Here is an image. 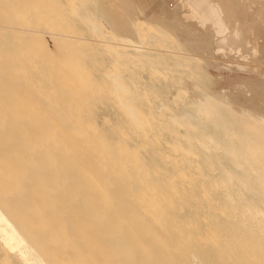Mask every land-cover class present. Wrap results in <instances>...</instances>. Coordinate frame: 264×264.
I'll return each mask as SVG.
<instances>
[{"label": "rangeland", "instance_id": "obj_1", "mask_svg": "<svg viewBox=\"0 0 264 264\" xmlns=\"http://www.w3.org/2000/svg\"><path fill=\"white\" fill-rule=\"evenodd\" d=\"M97 1L100 7L113 12L116 21L125 25L123 30H133L136 26L133 31L138 33L136 38L139 40L135 38V41L144 40L140 51L164 57V62L173 57L178 68L171 70L167 66L161 73L154 68L149 72L144 66L132 67L130 50L136 42L130 41L131 45L124 47L121 41H114L117 37L107 20H96L93 9L86 15L80 13L79 8L85 5L83 0H0V89L6 87L5 93L11 94L8 96H17V112L10 117L12 120L0 118V127H12L11 136L17 143L10 160L13 159L17 168V172L13 171L16 184L5 181L3 172H8V167L4 160V165H0V209L34 246L64 247L67 251L70 245H81V231L84 230L91 242H96L94 246L101 247L96 234L99 226L92 221V211L89 217H82L84 212L80 209L84 202L92 203L91 195L83 191L85 171L88 169L93 183L101 185L100 197L106 201H111L114 189L123 184L126 177L110 176L103 180L98 169L103 151L95 150V156L88 154L81 146L85 140L97 138L111 150H121L119 158L124 162L123 171L143 169L138 171L137 179L141 186L160 171L156 166H160L164 175L171 173L167 161L173 153L166 149L171 141L167 131H163L166 140L161 138L162 143L167 141V144H160L156 149L150 144L149 135L148 140L147 137L138 140L129 128L134 119L126 105L138 112L137 85L141 98V87L145 85L143 88L154 92V104L166 106L164 117L179 115L183 108L195 102L207 106L213 103L212 109L217 104L216 107L201 116L204 120L207 117L227 119L229 128L238 135L249 132L248 127L258 135L264 131V123L258 122L259 116L264 118V0H202L209 4L201 12L195 10L201 0ZM210 4L214 5L215 13L209 10ZM135 16L137 20L132 19ZM218 24H222L219 30ZM108 36L110 40H107ZM109 44L117 45L118 49L113 45L109 48ZM121 46L126 51L120 49ZM127 58L131 63H127ZM179 63L184 66L180 67ZM200 71L205 74L201 75ZM124 73L126 76L129 73L128 78ZM113 74L119 76L118 82L115 80L117 83L110 78ZM133 78L137 79L133 82L134 89ZM200 98L206 101L198 103ZM222 98L225 103L217 102ZM4 108L14 107L0 100V110ZM187 117L185 119L199 127L197 118ZM74 122L79 123L82 141L72 133ZM178 127L176 134L184 137L186 129ZM257 134L255 139H258ZM258 141L264 143L261 139ZM188 142L185 145L188 146ZM193 148L196 150L193 149L191 158L195 157L191 160L197 163L203 148L197 144ZM155 152L159 154H152ZM261 152H264V146ZM4 157L0 155L1 159ZM211 166L197 169L202 176L213 177L222 174L224 169H235L232 165L216 162ZM237 171L241 172L240 169ZM77 173L83 174L81 179L76 178ZM205 180L192 186L201 190ZM183 181L179 178L171 185L175 187L177 182ZM242 184V187L238 186L241 196L234 189L232 196H222L224 192L214 184L217 188L214 190L212 186L209 191L214 199L249 200L255 186L248 180ZM256 202L255 209H258L260 199ZM261 215L264 218V212ZM249 216L247 214L248 220L234 221L247 223ZM263 220L259 217L258 222L264 224ZM252 223L259 225L255 220ZM251 224L248 222L249 229L254 226ZM255 242L251 239V244H245L250 248L243 255L247 261L264 254V247H258ZM163 248L175 264H193L172 243L165 241Z\"/></svg>", "mask_w": 264, "mask_h": 264}, {"label": "bare ground", "instance_id": "obj_2", "mask_svg": "<svg viewBox=\"0 0 264 264\" xmlns=\"http://www.w3.org/2000/svg\"><path fill=\"white\" fill-rule=\"evenodd\" d=\"M83 1L85 5L79 8L80 13L86 15L93 9L96 20L101 18L107 20L116 34L117 38L114 41H121L124 47L130 46V41L136 42V36L138 35V33L135 34L134 32L136 26L133 29L134 31L129 29L128 31L126 29L123 30L125 25L121 24L118 20L116 21V17L114 16L115 19L113 18V12L109 9L100 7L97 0ZM136 17H132V19L137 20ZM95 29L96 31L99 30L98 27ZM107 40H110L109 36ZM143 41H137L136 45L131 46L134 49L130 50L129 60L132 61L134 66H129H144L147 70L154 68V70L156 69L161 73L167 66L171 70L178 68L176 67L177 64L174 63V59H172L173 57L164 62V57L140 51L139 48H143L141 46L144 44ZM155 42H158V40H155ZM110 45L112 46L113 44H109V48L111 47ZM113 46H116L115 49H118L117 45ZM122 46L120 49L124 50ZM106 49L108 50V48ZM262 56L264 57V54ZM126 61L127 63L129 62L128 58ZM182 66L184 64L181 63L180 67ZM121 73L118 75L120 76ZM200 73L202 75L204 72L200 71ZM130 75L132 76V74ZM112 76L110 78H113L114 82L119 78L117 74H113ZM128 76L126 77L128 78ZM131 76L130 79L134 77V75ZM134 79L136 78H133V81L131 80L132 86ZM116 81L118 82V80ZM160 85L162 86V84ZM143 87H141L143 89V98H141L142 95L139 93V86L137 85L136 87L138 88L136 95L139 94L138 96L141 98H139V109L141 108V112H139V109L137 112L132 106L126 105V110L129 111L132 120L134 119L133 123L129 125V128L138 140L145 139L149 135V138L152 140L150 144L155 146V148L158 145L160 147V144L166 145L167 141L166 143L165 141L162 143V140H166L163 135H170V145L168 144L169 146L167 145L168 147L166 146V149L171 150L173 153V156L167 161V164L171 167V173L164 175L160 166H156V170L160 169V171H157V174L143 182L141 186L137 182V179L140 176L138 171L142 172L143 169L130 168L127 171H123L122 167L124 162L119 158L121 150L113 151L111 147L105 146L97 138H91L88 141L85 140V144L81 143V146H84L88 150V154L95 156V150L103 151V155L98 160V169L102 174L103 180L111 178L110 176L126 177V181L123 184L117 185L114 189L111 201H106L104 197H100L102 196L99 190L101 185L97 182L93 183V178L88 174V169L85 171L84 181L86 184L83 191L91 195L92 203L84 202L80 209L84 212L82 217H89L92 211V221L99 226L98 233L96 232V234L101 241V247L94 246L96 242L92 243L89 235L84 230L81 231V238L83 240L81 245L75 247L70 245L67 251L64 247L31 245L17 226L0 209V264H175L169 253L163 248L165 241L172 243L175 249L182 251L181 255L193 264H263V252L260 253L262 255L259 254L258 258L256 256L254 260L253 258L252 260L248 258L249 261L243 255H246L250 249L245 244H251V239L256 240L255 244L258 247H264V224L258 222L259 217L264 219L262 215L260 216L264 212V152H261L264 143H257L258 139L264 141V131L258 135L253 132L255 130L247 126L250 131L248 130L249 132L238 135L236 134L237 131L229 128L227 119L213 120L207 117L204 120L202 115L206 112L213 111L216 107L217 104L212 109L211 105L213 103L209 106L202 105L203 103L197 105L196 102L190 106H186L187 104H185L186 107L182 109L179 115L171 114L169 117H164V107L166 106L162 104L155 105L153 101L154 92L150 93ZM120 88L118 89L120 90ZM134 88L135 86H133ZM161 88L164 89L165 87ZM5 89L6 87L0 89V100L14 108L10 110L7 108L1 109L0 118L9 120L17 112L15 110L17 96L15 95L11 98V96H8L11 94H6ZM124 93L126 92L124 91ZM178 94L176 93V95ZM203 99L206 101L205 98ZM174 100L173 98V102ZM201 100L200 98L197 102L200 103ZM224 101L225 99L222 98L217 102L225 103ZM187 116L197 118L199 120L197 122L199 127L197 128L196 124L185 119ZM241 116L239 117L242 118ZM258 122L261 124L264 123V118L259 116ZM77 124L79 123L74 122L71 125L72 133L79 136L82 141L84 137L81 136V129ZM178 126L186 129L187 133L185 136L183 135L184 137L176 134V127ZM179 127L178 129H180ZM164 130L169 134L167 132L164 134ZM11 134H13L12 127H0V155L6 156L3 159L0 158V165H4L5 161V167H8V172L3 173L5 175V181L11 182L10 185L17 183V177L13 173L14 170L17 172V168L14 166L13 159L10 161L12 158L11 152L15 150L17 143L13 140ZM255 134H257L256 138L258 139H255ZM162 136L163 139L161 140ZM146 140H148V137ZM184 141H189V145H185ZM194 144L203 148L202 153L199 155L200 160L197 163H192L193 161L191 160L195 157L193 155L194 157L191 158L193 152H195L194 150H196L193 148ZM160 149H162V146ZM158 152L152 154H159ZM158 157L160 158V156ZM165 157L167 158V156ZM215 162L232 165L235 169H224L222 174L215 177L202 176L201 171L199 172L197 169L199 166L209 168ZM238 169L241 172L236 173L235 171ZM154 172L156 171L154 170ZM82 175L77 173L76 178L81 179ZM179 178L181 181L185 179L186 181H183L185 183L179 182L180 184H178L177 182L175 187L174 185L172 186L171 183L175 182L176 179L179 180ZM202 179L206 180L201 185L202 189L198 190L200 187L197 185L198 188L196 189V184ZM247 180L250 181L251 185L255 186V191H252L249 200L243 199L242 201H238L233 197H228V199L226 197L214 199L215 196L209 191L212 186L215 190L217 187L214 185H216L220 192H224L222 196H232V191L234 190H238V195H240L241 189L239 190L238 186L243 185L242 182L245 181L246 183ZM193 183H195V187H193L194 185L192 186ZM257 199H260L261 205H257L259 208L255 209ZM247 214L248 216L250 215L248 221L250 224L251 221L255 220L259 225L255 226L252 223L254 228L249 229L248 222L240 223L242 224L240 225L234 221H243L246 219ZM159 234L161 235L157 236ZM235 237L237 238L236 240L234 239ZM254 249L255 247L252 250ZM221 253L222 255L220 256ZM252 256H255V254Z\"/></svg>", "mask_w": 264, "mask_h": 264}, {"label": "crops", "instance_id": "obj_3", "mask_svg": "<svg viewBox=\"0 0 264 264\" xmlns=\"http://www.w3.org/2000/svg\"><path fill=\"white\" fill-rule=\"evenodd\" d=\"M207 4H209V2L208 1H200L199 3H197V6H196V8H195V10H197V11H199V12H201L203 9H204V6L205 5H207ZM208 8H209V10L211 11V12H213V13H215V11H213L214 9V5L213 4H210L209 6H208ZM217 28H218V30L220 29V28H222V24H218L217 25Z\"/></svg>", "mask_w": 264, "mask_h": 264}]
</instances>
